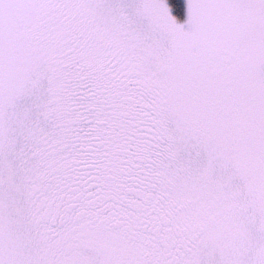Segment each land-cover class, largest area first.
I'll use <instances>...</instances> for the list:
<instances>
[{
    "label": "snow or ice",
    "instance_id": "snow-or-ice-1",
    "mask_svg": "<svg viewBox=\"0 0 264 264\" xmlns=\"http://www.w3.org/2000/svg\"><path fill=\"white\" fill-rule=\"evenodd\" d=\"M0 264H264V0H0Z\"/></svg>",
    "mask_w": 264,
    "mask_h": 264
},
{
    "label": "rangeland",
    "instance_id": "rangeland-1",
    "mask_svg": "<svg viewBox=\"0 0 264 264\" xmlns=\"http://www.w3.org/2000/svg\"><path fill=\"white\" fill-rule=\"evenodd\" d=\"M170 2H172V3H175V2H176V0H170ZM177 14H179V15H180L181 19H183V18H184V16H183V12H181V11H179V10H178V13H177Z\"/></svg>",
    "mask_w": 264,
    "mask_h": 264
}]
</instances>
